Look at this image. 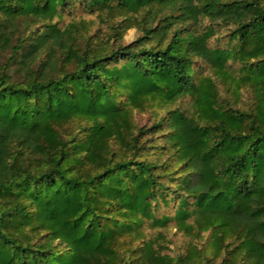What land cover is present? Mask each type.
Here are the masks:
<instances>
[{"label":"trees","instance_id":"1","mask_svg":"<svg viewBox=\"0 0 264 264\" xmlns=\"http://www.w3.org/2000/svg\"><path fill=\"white\" fill-rule=\"evenodd\" d=\"M0 264H264V0H0Z\"/></svg>","mask_w":264,"mask_h":264},{"label":"rangeland","instance_id":"2","mask_svg":"<svg viewBox=\"0 0 264 264\" xmlns=\"http://www.w3.org/2000/svg\"><path fill=\"white\" fill-rule=\"evenodd\" d=\"M81 19H85L87 21L93 20L96 22L95 25L92 26V31L98 30V29H101L103 31L106 30V25L101 23L96 15L92 16V15L85 14L82 11H79L77 13L76 20H81ZM71 21H72V17L67 15V16H65V20L61 22L60 26L63 27L64 25L70 23ZM225 33H226V30H223L219 34H217L216 37L212 38L211 43H210L211 46H215L217 44L216 38L220 37V36H224ZM137 36H138L137 30L131 29L125 35L124 40L126 43H129V42L133 41ZM221 44H224V42L221 41ZM205 74L211 75L212 73L210 71L206 70ZM219 86L222 90V85L219 84ZM244 98H247V97L245 96ZM175 107H179L182 110L192 112L194 110V103H193V100L191 98H185V99H182ZM175 107H173V108H175ZM149 119H150V113L149 112L141 113V114L135 113V120L137 123H139V125L148 124ZM162 230H163V234H165V236L167 238V241L164 243V246H165V248H169V251L167 250L168 253L176 254L178 252L183 251L186 239L183 236V233L177 231L174 224H170L169 227L166 229H161V228L156 229V228H153L152 226L146 227V233L148 235V238L157 237L158 233Z\"/></svg>","mask_w":264,"mask_h":264}]
</instances>
